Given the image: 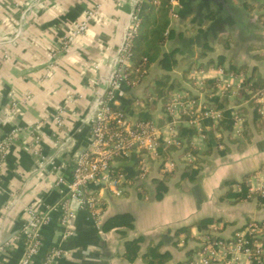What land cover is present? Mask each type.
Returning a JSON list of instances; mask_svg holds the SVG:
<instances>
[{
	"label": "crops",
	"instance_id": "crops-1",
	"mask_svg": "<svg viewBox=\"0 0 264 264\" xmlns=\"http://www.w3.org/2000/svg\"><path fill=\"white\" fill-rule=\"evenodd\" d=\"M131 4L132 0H0V138L28 123L38 124L40 135L36 154L29 132L15 131L1 168L0 264H16L21 256L28 209L41 213L64 199L65 187L55 184V176L69 179L74 154L88 149L91 100L106 89L105 77L114 67ZM21 14L24 21L16 36ZM82 19L86 29L72 35ZM170 20L173 35L162 51L173 50L175 64L167 69L155 61L135 78L127 73L129 83L115 95L126 118L152 120L160 127L155 151L143 155L146 174H139L137 150L115 159L123 175L122 194L91 185L100 196L98 222L77 201H70L74 216L67 237L62 236L60 209L53 210L49 222L40 227L41 246L31 264H40L54 246L63 250L55 264H174L197 248L199 236L210 227L229 236L251 219L264 218V198L257 190L249 191L250 185L264 183V126L249 139L244 137V116L251 119L250 109L236 113L239 120L233 118L230 131L217 130L218 119L206 118L211 123L205 126L204 120L195 119L200 106L210 102L207 80L217 92L219 55L226 68L232 61L245 65L247 75L264 77V0H179L178 17ZM226 72L233 73L228 79L232 86L240 82L241 72ZM162 73L169 76L165 90L170 98L166 104L156 99L152 106L154 77ZM257 90L264 93V87ZM250 99L258 103L264 125V96ZM60 105L66 113L55 137L51 117ZM233 106L239 105L230 103ZM187 127L195 130L188 143L187 137H178L179 128ZM205 138L208 153L203 152ZM171 139L179 143L167 142ZM187 144L195 154L184 153ZM167 145L177 149L167 153ZM47 159L57 167L51 169ZM191 162L194 168L199 165L195 181L181 177ZM168 171L173 174L163 180L165 190L158 192V181ZM237 195L244 198L235 200ZM120 215L130 217V224H113ZM202 220L207 221L199 224Z\"/></svg>",
	"mask_w": 264,
	"mask_h": 264
},
{
	"label": "built area",
	"instance_id": "built-area-1",
	"mask_svg": "<svg viewBox=\"0 0 264 264\" xmlns=\"http://www.w3.org/2000/svg\"><path fill=\"white\" fill-rule=\"evenodd\" d=\"M158 0H132L131 8L127 14L126 22L122 27V35L114 59V67L106 75V89L98 93L91 100L88 115L89 145L72 158L70 178L64 174L55 176V184L65 187L64 199L57 205H48L44 211L39 213L29 208L25 218L23 229L24 250L16 264H31L32 258L38 253L40 241V227L49 222L51 212L56 208L60 209L59 222L64 226L63 237L72 234L70 227L74 211L70 207V201H77L79 207L87 209L94 220L98 222L100 214V196L98 191L92 189L96 185L99 189H106L115 195H121L122 173L116 169L113 163L117 158H125L131 152L137 150L141 159L138 162V170L141 176L146 174L147 168L143 158L144 152H154L157 146L160 127L152 120H130L116 106V91L123 83H129L126 69L129 68V58L134 38L141 22L143 5H156ZM168 15L171 19L178 17L179 0H169ZM89 15L92 12H88ZM24 21V14H21L16 36L20 34V26ZM86 29V19L75 23L72 35H77ZM68 46V45H67ZM5 56L7 57L6 53ZM145 60V59H144ZM220 73L216 94L224 91L234 92L239 83L232 86L228 73L223 67H217ZM226 75L224 78L223 76ZM221 91V92H220ZM30 98V95H26ZM264 96L263 91L257 90L251 93V97L260 100ZM170 110V107H169ZM65 109L57 106L52 114V123L55 137L61 133L64 123ZM195 119L198 121L206 118L216 121L220 118V110L201 105ZM233 118L238 119L234 112ZM18 130H26L29 137L33 138L36 145V154L40 135L38 124L28 123L22 126H15L10 130L9 135L0 138V172L3 166L8 147L13 133ZM167 142L178 144V140L171 139ZM142 155V156H141ZM43 157V156H41ZM51 169L56 168L53 159H47ZM171 165V163H169ZM167 166V164H166ZM50 169V171H51ZM264 172V169L263 171ZM257 190L261 198L264 197V183L250 185L249 191ZM215 226L199 236L197 248L184 260L174 264H264V218L251 219L231 235L222 236ZM63 250L59 246L51 247L43 254L40 264H55L61 257Z\"/></svg>",
	"mask_w": 264,
	"mask_h": 264
},
{
	"label": "trees",
	"instance_id": "trees-1",
	"mask_svg": "<svg viewBox=\"0 0 264 264\" xmlns=\"http://www.w3.org/2000/svg\"><path fill=\"white\" fill-rule=\"evenodd\" d=\"M169 7V0H158V3L156 5H147L144 8L141 22L131 49V55L129 58L130 65L129 69H127L128 76L132 78L137 77V75L139 76V71L141 72L142 70L147 69L149 64L155 61L159 62V65L162 68L167 69L175 64L173 53L174 51H162V46L164 45V43L173 35L172 29L170 28L171 20L168 15ZM144 57L146 59L145 62L143 61ZM218 64H220L226 71H228L229 69L234 73L241 72L242 78L239 82V87H237L233 93L230 91H224L221 95L214 94L215 85L212 84L213 82L211 80H207L208 87H212V90L210 92V102L208 103V105L220 110V118L216 122V129L227 131L232 130L233 113L236 111L235 113L243 115L250 109L252 112L251 119L244 116L245 128L243 132L244 137L249 139L253 132L260 131L264 126L261 115L257 111L258 103L253 99H250V95L252 92L264 87V77L259 74H253L254 72H252L251 75H247L245 65H238L232 61L229 62L228 67L226 68L223 65V57L221 55L218 56ZM135 69H137L138 71L134 72ZM168 80L169 76L163 73L154 77V100L152 101V106H154V102L156 101V99H161V102L164 104L169 101V92L165 90ZM168 89H171L170 85L168 86ZM148 96L149 95H147V98ZM243 100H248L246 105H240L241 101ZM230 103L232 105L239 106H233L234 108L229 107ZM202 120H204L202 122V126H205L204 124L210 125L211 123L209 119ZM178 131H180L178 137H187V143L189 142V138L195 132L192 127H187L184 129L179 128ZM205 142L207 147L203 152L208 153L211 150L208 139H206ZM189 148L190 145L187 144V146L183 148L184 153L189 150L194 154L196 153L195 150ZM165 149L168 153L172 149H177V147H175L174 145H167ZM196 162H198V159L196 160ZM191 164L192 162L185 167L184 171L181 174L182 179H186L189 181L196 180L199 165L194 168ZM172 171L166 172V174L163 176L162 181H158V192H162L163 190H165L166 186L164 184V181L173 174ZM243 189L245 191V188ZM241 194L245 195L243 192ZM243 195H237L235 200L243 199ZM205 221L207 220H202L199 222V224H204ZM125 223L130 224V217H126L125 215H120L118 217V220L113 222V224H115L116 226H122Z\"/></svg>",
	"mask_w": 264,
	"mask_h": 264
},
{
	"label": "rangeland",
	"instance_id": "rangeland-1",
	"mask_svg": "<svg viewBox=\"0 0 264 264\" xmlns=\"http://www.w3.org/2000/svg\"><path fill=\"white\" fill-rule=\"evenodd\" d=\"M27 6V5H26ZM1 15V14H0ZM218 67H221V66H218ZM229 73V72H228ZM230 74H232L233 75V73H231L230 72ZM235 91V90H234ZM221 92V91H220ZM222 93H220V95H221ZM206 107H208V105H206ZM210 107V106H209ZM210 108H212V107H210ZM214 109V108H213Z\"/></svg>",
	"mask_w": 264,
	"mask_h": 264
}]
</instances>
